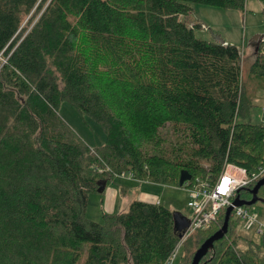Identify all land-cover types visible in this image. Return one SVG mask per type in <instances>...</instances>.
Returning a JSON list of instances; mask_svg holds the SVG:
<instances>
[{
	"label": "trees",
	"instance_id": "16d2710c",
	"mask_svg": "<svg viewBox=\"0 0 264 264\" xmlns=\"http://www.w3.org/2000/svg\"><path fill=\"white\" fill-rule=\"evenodd\" d=\"M194 3L247 0H0V264H165L180 240L169 207L134 200L98 222L89 195L124 172L180 186L184 170L215 178L226 161H264V124L249 120L264 39L244 78L237 45L197 37ZM65 101L102 126L103 145L60 115ZM225 217L186 240L180 264ZM237 221L200 264H264V234L238 248Z\"/></svg>",
	"mask_w": 264,
	"mask_h": 264
},
{
	"label": "rangeland",
	"instance_id": "374dc122",
	"mask_svg": "<svg viewBox=\"0 0 264 264\" xmlns=\"http://www.w3.org/2000/svg\"><path fill=\"white\" fill-rule=\"evenodd\" d=\"M187 21L195 25V33L201 39L214 40V34L212 33L214 32L220 34L226 42L237 45L241 49L243 76L246 78L255 56V45L252 44V40L257 35H264V0H247L245 10L225 9L194 3ZM0 60L4 61V57L0 56ZM59 113L91 146H101L106 142V134L102 126L87 114L79 113L69 102L65 101L60 104ZM249 120L253 123L264 124V91H261L255 99V106L251 110ZM123 180L139 182L128 173L124 176L116 175L109 179V181L116 183ZM154 185H157V187L152 192L158 194L163 205L188 219L192 217L193 209L189 206L190 197L186 187ZM131 195L133 196V194ZM93 196V193L89 195L87 210L90 208V217H93L92 213L97 209ZM250 209L261 222H264V202L258 201L250 206ZM235 232L237 236H242L238 237V248L245 249L250 241L249 239H254L259 243L263 242L262 234L257 233L254 229H244L240 221L236 222ZM185 253L186 247L183 244L178 250L174 264H180Z\"/></svg>",
	"mask_w": 264,
	"mask_h": 264
},
{
	"label": "built area",
	"instance_id": "2783aa9c",
	"mask_svg": "<svg viewBox=\"0 0 264 264\" xmlns=\"http://www.w3.org/2000/svg\"><path fill=\"white\" fill-rule=\"evenodd\" d=\"M126 173L119 174L124 176ZM132 177V175L130 174ZM264 178V161L251 172L246 168L226 161L219 176L196 177L186 181L189 191V206L193 215L188 219L189 226L180 232V240L165 264H174L178 250L186 240L196 231L208 229L217 222L221 211L233 205L234 217L242 222L246 230L254 229L264 234V222H261L247 205L236 206L234 201L243 199L239 193L241 189L251 183Z\"/></svg>",
	"mask_w": 264,
	"mask_h": 264
},
{
	"label": "crops",
	"instance_id": "0c3cea01",
	"mask_svg": "<svg viewBox=\"0 0 264 264\" xmlns=\"http://www.w3.org/2000/svg\"><path fill=\"white\" fill-rule=\"evenodd\" d=\"M156 187L157 185L147 181L123 180L116 183L108 180L103 192L93 193V201L96 202L97 209L92 213L93 217H90L89 208L87 215L89 218L101 222L105 213L124 212L133 200L161 203L158 194L152 192ZM172 211L174 212V210Z\"/></svg>",
	"mask_w": 264,
	"mask_h": 264
},
{
	"label": "water",
	"instance_id": "95a60500",
	"mask_svg": "<svg viewBox=\"0 0 264 264\" xmlns=\"http://www.w3.org/2000/svg\"><path fill=\"white\" fill-rule=\"evenodd\" d=\"M214 34V40L219 41L221 43H225L226 40L224 38H222V36L220 34H216L214 32H212ZM264 39V35H257L255 38H253L252 40V44H254L255 46L258 45L262 40ZM193 178L192 174L189 173L188 171L184 170L181 172V176H180V186H184L186 181H189ZM107 182H104L101 187L99 192H103L105 187H106ZM264 185V178L260 179L257 184L250 189L251 194H252V198L249 200H242L237 198L234 201V204L236 206H242V205H253L258 201H262L264 202V198L260 197L258 192L260 190V188ZM233 211V205L229 206L226 209V217L224 220L223 225L221 226V228L219 230H217L214 234H212L208 239H206L203 244L195 251L194 256H193V260H192V264H200V261L202 260V258L204 256H206L208 254V252L214 248V243L217 240L222 239L228 232L229 230V221H230V216L232 214ZM174 219H175V229L178 232H182L184 229H186L189 226V222H188V218H186L185 216H183L182 214L178 213V212H174Z\"/></svg>",
	"mask_w": 264,
	"mask_h": 264
}]
</instances>
